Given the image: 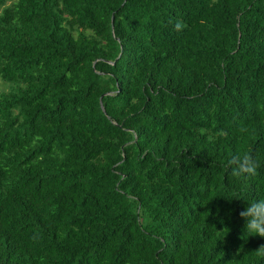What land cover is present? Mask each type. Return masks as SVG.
Here are the masks:
<instances>
[{
  "label": "trees",
  "instance_id": "16d2710c",
  "mask_svg": "<svg viewBox=\"0 0 264 264\" xmlns=\"http://www.w3.org/2000/svg\"><path fill=\"white\" fill-rule=\"evenodd\" d=\"M261 196L264 0H0V264H264Z\"/></svg>",
  "mask_w": 264,
  "mask_h": 264
},
{
  "label": "clouds",
  "instance_id": "9594fccd",
  "mask_svg": "<svg viewBox=\"0 0 264 264\" xmlns=\"http://www.w3.org/2000/svg\"><path fill=\"white\" fill-rule=\"evenodd\" d=\"M230 163L233 168V175L236 177L255 175L256 173L255 162L247 153L236 155ZM241 201L244 202L245 206L239 215L245 222V232L249 235L264 237V196Z\"/></svg>",
  "mask_w": 264,
  "mask_h": 264
},
{
  "label": "water",
  "instance_id": "95a60500",
  "mask_svg": "<svg viewBox=\"0 0 264 264\" xmlns=\"http://www.w3.org/2000/svg\"><path fill=\"white\" fill-rule=\"evenodd\" d=\"M103 107V106H102ZM103 111H104V108H103Z\"/></svg>",
  "mask_w": 264,
  "mask_h": 264
}]
</instances>
